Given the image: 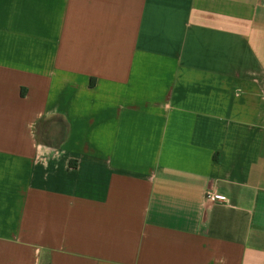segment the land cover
Here are the masks:
<instances>
[{
  "label": "crops",
  "instance_id": "1",
  "mask_svg": "<svg viewBox=\"0 0 264 264\" xmlns=\"http://www.w3.org/2000/svg\"><path fill=\"white\" fill-rule=\"evenodd\" d=\"M46 260L264 264V0H0V264Z\"/></svg>",
  "mask_w": 264,
  "mask_h": 264
},
{
  "label": "built area",
  "instance_id": "2",
  "mask_svg": "<svg viewBox=\"0 0 264 264\" xmlns=\"http://www.w3.org/2000/svg\"><path fill=\"white\" fill-rule=\"evenodd\" d=\"M225 198V195L221 194V193H211V192H208L206 194V199L207 200H210V201H215L217 199H223Z\"/></svg>",
  "mask_w": 264,
  "mask_h": 264
},
{
  "label": "trees",
  "instance_id": "3",
  "mask_svg": "<svg viewBox=\"0 0 264 264\" xmlns=\"http://www.w3.org/2000/svg\"><path fill=\"white\" fill-rule=\"evenodd\" d=\"M44 264H49L48 260H46V261L44 262Z\"/></svg>",
  "mask_w": 264,
  "mask_h": 264
}]
</instances>
